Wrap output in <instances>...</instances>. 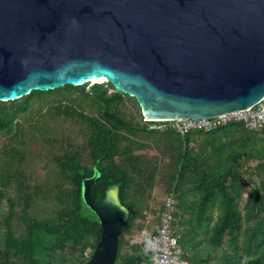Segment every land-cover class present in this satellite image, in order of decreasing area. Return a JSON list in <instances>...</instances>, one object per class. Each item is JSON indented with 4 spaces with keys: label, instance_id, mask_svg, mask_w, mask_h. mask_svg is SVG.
Masks as SVG:
<instances>
[{
    "label": "trees",
    "instance_id": "trees-1",
    "mask_svg": "<svg viewBox=\"0 0 264 264\" xmlns=\"http://www.w3.org/2000/svg\"><path fill=\"white\" fill-rule=\"evenodd\" d=\"M88 86L0 101V264H83L101 235L82 198L95 172L94 198L115 187L129 212L115 264H148L124 234L143 225L135 220L157 180L173 197L171 232L188 264H264V129L233 121L180 134L143 120L111 83Z\"/></svg>",
    "mask_w": 264,
    "mask_h": 264
},
{
    "label": "water",
    "instance_id": "water-1",
    "mask_svg": "<svg viewBox=\"0 0 264 264\" xmlns=\"http://www.w3.org/2000/svg\"><path fill=\"white\" fill-rule=\"evenodd\" d=\"M109 82L144 120L212 117L264 97V0H0V101ZM82 198L101 225L83 264H115L129 212Z\"/></svg>",
    "mask_w": 264,
    "mask_h": 264
},
{
    "label": "built area",
    "instance_id": "built-area-1",
    "mask_svg": "<svg viewBox=\"0 0 264 264\" xmlns=\"http://www.w3.org/2000/svg\"><path fill=\"white\" fill-rule=\"evenodd\" d=\"M148 121V120H145ZM169 122L180 134L189 130L211 131L219 126L240 121L250 129H264V97L247 108L218 114L212 117L185 118L176 120H153ZM164 125H150L151 129H159ZM173 197L166 196L163 211L158 225L159 232L148 237L146 229L135 235L134 241L141 245L148 256V264H188L182 257V251L177 237L171 232Z\"/></svg>",
    "mask_w": 264,
    "mask_h": 264
},
{
    "label": "rangeland",
    "instance_id": "rangeland-1",
    "mask_svg": "<svg viewBox=\"0 0 264 264\" xmlns=\"http://www.w3.org/2000/svg\"><path fill=\"white\" fill-rule=\"evenodd\" d=\"M89 87V86H88ZM138 117V115H137ZM144 120V119H143ZM149 154L155 153L154 150L148 152ZM165 161H168V158L165 157ZM37 172L42 173V169L37 167ZM158 177H163L162 174H159ZM164 184L160 180H157L154 184H152L149 194H147V206L142 208V217L137 218L135 220L136 223H143L139 228H134L130 233H125L126 237L130 239L131 243L138 244L134 241L135 235L139 234L141 230H151L153 224L155 223V219L158 216V209L162 203H165L166 195L164 194ZM163 211V209H162ZM172 212L174 211V205L172 207ZM173 219V215H172ZM127 248V244L124 245V249Z\"/></svg>",
    "mask_w": 264,
    "mask_h": 264
},
{
    "label": "bare ground",
    "instance_id": "bare-ground-1",
    "mask_svg": "<svg viewBox=\"0 0 264 264\" xmlns=\"http://www.w3.org/2000/svg\"><path fill=\"white\" fill-rule=\"evenodd\" d=\"M97 80H98V81H103L104 79H103V78H98Z\"/></svg>",
    "mask_w": 264,
    "mask_h": 264
}]
</instances>
